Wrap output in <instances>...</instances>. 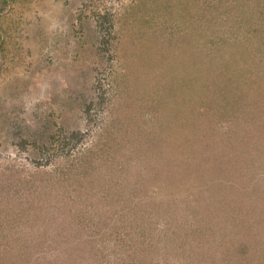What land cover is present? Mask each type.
Instances as JSON below:
<instances>
[{"label":"rangeland","instance_id":"1","mask_svg":"<svg viewBox=\"0 0 264 264\" xmlns=\"http://www.w3.org/2000/svg\"><path fill=\"white\" fill-rule=\"evenodd\" d=\"M234 2L233 14L264 10V0H0V264L264 262L257 38L237 47L247 59L226 113L259 101L263 122L230 130L231 115L216 118L205 142L183 121L209 95L202 56L230 28L240 43L257 25L226 16Z\"/></svg>","mask_w":264,"mask_h":264},{"label":"trees","instance_id":"2","mask_svg":"<svg viewBox=\"0 0 264 264\" xmlns=\"http://www.w3.org/2000/svg\"><path fill=\"white\" fill-rule=\"evenodd\" d=\"M237 3L234 2L233 7L230 6V8H228L229 10L225 11L224 14H226V16H230L229 18L238 22H243L246 24L251 22L253 23L254 21L257 23L256 27L252 30V35L249 37H245L246 41L244 40L241 41L240 43L235 42L236 39H238V35H236L234 33V30L232 28H230L228 30V34L227 37H225V39H223L222 45H226L223 46V48H220V50L217 53H213L212 55L206 53L202 56V68H203V76L204 79H207L208 77H206V75H210L213 74V77L209 76L210 81L208 83L204 82V90H206V92L204 91V93H209V95L207 94V96H205L206 100L204 101V105L203 107L200 109L199 112H195L194 109H190L188 112V109L185 112H188L189 114H185L184 116L186 117L185 120H183L185 122V126L186 129H188V137L194 133V135L192 137H190V139L193 138H197L198 135L204 136L206 138V140L204 139L205 142L209 141V137H212V133H214L213 131L215 130V125H213V128H211V124L210 121L214 120L216 118L222 117V116H229L231 115V119L228 120L227 122H225L226 126H228V128L230 129V126L233 124L230 121L232 120L234 123L237 121L239 122L238 125L243 124V125H247L246 127H249V122L251 121H261L263 119H260V117H262V112L263 109L262 107L259 105V101H258V105L250 108L249 110H247V112H250L249 116H247V112L243 114V112L240 111V109H235L234 111H231L230 114L226 113L228 111V106L231 104H238V103H232V89L233 88V79L235 78V76H238V74H236V72L238 71V69H241V63H239L238 61V55H240L241 57L244 56V61H246L247 59V55H245V50H242L243 52H239V50L237 49V47H240V49H244V47L246 48V42L248 41L250 43L254 42V39L258 40L257 45L254 47L255 51H257L259 54H262V57L264 56V10H259L258 8H255L253 10V13L250 14V16H243L240 15L239 13L233 14L234 12L232 11L234 8L238 9L236 7ZM231 13L233 15H231ZM208 22H210V20L208 18L206 19H202L201 24L206 25ZM209 24V23H208ZM254 32V35H253ZM245 36H247V32H245ZM260 40V41H259ZM229 45H231V47H228ZM245 45V46H244ZM234 51V52H232ZM250 52V51H249ZM240 53V54H239ZM210 55V56H209ZM221 59V60H220ZM264 59V57L262 58ZM239 67V68H238ZM237 69V70H236ZM211 70V73L209 72ZM236 70V71H235ZM242 70H244V68H242ZM220 73V74H218ZM257 75H259L262 79V82L264 83V71L261 72H257ZM255 74V75H256ZM216 75V76H215ZM224 76V78L226 79L223 82H219L216 83L214 78H217V76ZM260 79V80H261ZM207 81V80H205ZM227 83V84H222V83ZM254 83H256V79L253 80ZM210 83V84H209ZM213 87L214 91H211L210 89ZM261 86L256 85V88L253 89V91H255V89L259 92V88ZM246 94L248 93L247 91H245ZM261 96H263V94L261 92H259V95L257 98H260ZM212 100V102L209 103V101ZM239 100H242L241 98ZM260 100V99H258ZM245 101V100H244ZM217 104L219 106H217ZM239 105V104H238ZM238 105H236V108H238ZM208 108H205V107ZM232 109V107H230ZM220 109H225L224 111L220 110ZM193 111V112H191ZM245 111V109H244ZM225 113V115H223ZM188 121V122H187ZM187 122V124H186ZM245 123V124H244ZM210 124V125H209ZM238 125H236L238 127ZM252 126V124H251ZM212 129V130H210ZM231 130V129H230ZM187 131V130H186ZM232 131H230L228 134V136L223 137L224 141L221 140L220 142V146L223 145L227 140L230 139L229 134ZM252 132V131H251ZM196 135V136H195ZM254 135V133H253ZM264 135V133H263ZM242 138H239V140L237 142H243L244 140V135L242 136ZM264 142V140H263ZM262 143V142H261ZM264 144V143H263ZM209 145H205L204 149L207 150L209 149V147H207ZM218 146V147H220ZM222 148H224V146H222ZM264 151V150H262ZM238 168H243L242 165H240ZM250 224H247V227ZM241 230H244L243 232L246 233L248 235V232L250 231H254L252 228H246V226L241 227ZM260 231V230H259ZM238 232V231H237ZM257 232V231H256ZM255 232V233H256ZM262 233V232H261ZM212 235V234H211ZM210 235V236H211ZM233 235H237L236 232H234ZM213 236V235H212ZM253 241H256V245H259V243H261V234L258 236H254L253 235ZM231 241H226L225 244V248L222 250L223 254L229 255V254H233L230 253V247L231 245H228ZM221 248V247H219ZM237 248H240V250L242 252L247 251V249L249 250V248L252 249V247L248 244H246L245 242H239L237 245ZM236 248V249H237ZM264 261V258L262 260V262ZM264 264V262L262 263Z\"/></svg>","mask_w":264,"mask_h":264}]
</instances>
